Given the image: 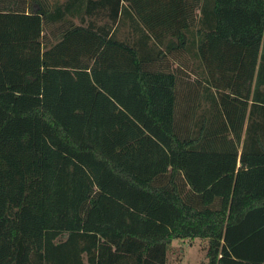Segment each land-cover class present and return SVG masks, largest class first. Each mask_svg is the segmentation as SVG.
Listing matches in <instances>:
<instances>
[{
    "label": "trees",
    "instance_id": "trees-1",
    "mask_svg": "<svg viewBox=\"0 0 264 264\" xmlns=\"http://www.w3.org/2000/svg\"><path fill=\"white\" fill-rule=\"evenodd\" d=\"M264 264V0H0V264Z\"/></svg>",
    "mask_w": 264,
    "mask_h": 264
},
{
    "label": "rangeland",
    "instance_id": "rangeland-1",
    "mask_svg": "<svg viewBox=\"0 0 264 264\" xmlns=\"http://www.w3.org/2000/svg\"><path fill=\"white\" fill-rule=\"evenodd\" d=\"M204 243L195 239L175 240L167 255V264H207Z\"/></svg>",
    "mask_w": 264,
    "mask_h": 264
}]
</instances>
